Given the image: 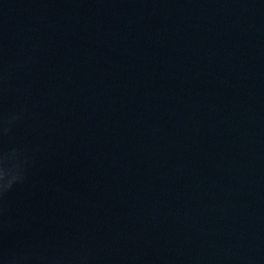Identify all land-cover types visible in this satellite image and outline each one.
<instances>
[{"label": "water", "instance_id": "1", "mask_svg": "<svg viewBox=\"0 0 264 264\" xmlns=\"http://www.w3.org/2000/svg\"><path fill=\"white\" fill-rule=\"evenodd\" d=\"M0 264H264V0H0Z\"/></svg>", "mask_w": 264, "mask_h": 264}]
</instances>
